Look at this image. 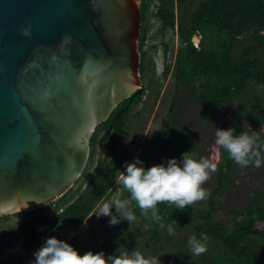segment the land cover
<instances>
[{
  "label": "water",
  "instance_id": "1",
  "mask_svg": "<svg viewBox=\"0 0 264 264\" xmlns=\"http://www.w3.org/2000/svg\"><path fill=\"white\" fill-rule=\"evenodd\" d=\"M141 1L0 0V219L72 189L96 127L141 94Z\"/></svg>",
  "mask_w": 264,
  "mask_h": 264
},
{
  "label": "trees",
  "instance_id": "2",
  "mask_svg": "<svg viewBox=\"0 0 264 264\" xmlns=\"http://www.w3.org/2000/svg\"><path fill=\"white\" fill-rule=\"evenodd\" d=\"M160 3L157 15L161 21L160 34L164 35L167 30L177 27L181 39L174 54V90L185 87L190 92L200 105L198 119L204 127L220 123L224 110L235 105L232 120L225 125L227 129H235L234 135L246 132L247 125H263L264 116L258 114L264 111V0H160ZM193 5L195 9L189 13ZM141 9L143 31L139 50L143 81L147 76L149 60L145 50L149 34L146 0L141 1ZM182 9L184 13L179 16L178 12ZM197 33L202 36L199 49L193 44V37ZM164 47L166 53L169 48L167 45ZM152 48L157 49V45ZM168 72L169 67H166L165 77ZM150 85H153L152 80ZM145 93L146 89H143L140 95L122 103L96 127L91 138L89 164L82 174L88 177V183L82 192H72L70 189L47 207L15 214L22 215L24 221L0 233V264H24L26 261L32 264L34 252L39 247L36 234V224L39 222L79 228L100 201L110 200L116 177L120 172L126 173V162L131 163L139 158L145 168L155 165L150 160L155 146L161 155L158 164H166L172 158L179 161L185 153L191 158L193 147L188 134L184 129L172 126V112L162 120L159 132L150 136L139 156L135 158L132 154H125L115 157L119 142L115 135L125 130L128 115L142 102ZM260 138L264 141V136ZM97 149L99 158L89 174V165L94 161ZM223 155L226 163L216 172V186L206 199L205 206H188L181 211L174 204H158L161 216L159 222L168 227L175 220L177 224L173 225L174 229L194 227L198 238L207 234L208 238L220 242L226 248L221 250L215 246L214 251L201 258L202 264H264V192L259 194L257 191L248 206L230 211L232 229L224 221L215 220V213L222 208L220 197L226 187L234 182L239 168L227 152L224 151ZM122 195L126 199L130 198L125 190ZM130 204L138 217L141 210L135 201ZM50 209L53 211L47 218L45 216ZM60 209L61 212L57 213ZM135 221L131 224L125 221L112 243L126 244ZM256 240L260 241L258 249L254 248ZM15 243L20 245L23 253L7 256L4 248ZM106 245L100 244L92 252H101Z\"/></svg>",
  "mask_w": 264,
  "mask_h": 264
},
{
  "label": "rangeland",
  "instance_id": "3",
  "mask_svg": "<svg viewBox=\"0 0 264 264\" xmlns=\"http://www.w3.org/2000/svg\"><path fill=\"white\" fill-rule=\"evenodd\" d=\"M194 9L195 5L191 6L189 13ZM183 13L184 9L178 12L179 16ZM153 32V36L158 34V28ZM166 42L169 46L174 48V44L171 41ZM176 44L177 43H175V45ZM154 45H157L158 48L153 49L152 46ZM177 46L178 45H176V47ZM162 49L161 38L159 35H156L154 39H151L150 47L147 49L149 53L147 76L142 81L143 89H146L147 92L142 102L128 115L125 130L115 135L119 142L118 145H116L114 155L115 157H121L125 154H132L135 158L139 156L148 144L150 136L159 132L162 120L167 118L169 113L172 112L174 120L172 126L182 128L188 134L193 147L190 152L191 158L197 160L200 158H207L210 155V148L215 140L216 129H227L225 125L232 120V112H234L236 105L224 110L222 114L223 119L220 123L212 127H204L203 123L198 119L200 105L195 102L190 92H188L185 87L175 91L172 78L168 79V81L166 78L163 83L159 81L161 66L158 64L161 62ZM151 80L153 82L152 86L150 85ZM263 114L264 111L259 112L258 115L263 117ZM245 129L248 133L257 132L259 136H264V124L250 127L247 125ZM157 150L155 146L151 153L150 160L152 164H158L161 157ZM223 153L224 150H222L218 169L226 163ZM98 158L99 151L97 149L94 161L89 165V174H91ZM216 172L211 174L210 179L202 185V187L210 193L216 186ZM87 180V176H81L76 185L73 186L72 192H82L88 183ZM257 191H259V194L264 192V162H262L259 169L251 165L247 168L239 167L234 176V182L226 187L220 197L222 208L215 213V220L224 221L229 225V228L232 229L233 224L230 211L236 210L242 206H248L254 200L253 198L256 196ZM121 199L126 198L122 195ZM206 199L190 206L193 208H202L205 206ZM130 207L134 212L131 204ZM52 211L53 210L50 209L45 217L48 218ZM112 212L115 214V209H112ZM109 220L110 217L105 216L97 222H94L91 218L87 219L83 222L84 225L82 227L80 226V229H77L78 231L82 230V233L77 235L69 244L73 246L81 256L88 251H92V249L100 244H107L106 248L101 251L105 256L115 253L117 248L120 247L129 252L133 250L139 251L145 257H159L160 264H190L192 262H194V264H202L201 258L207 253L214 251L215 246L221 250H226L220 242L208 238V251L201 256L191 255L188 240L189 237L192 236L200 239L198 238L197 229L194 227L174 229L175 234L169 235L167 227L161 222L155 221L149 212L146 216L141 213L139 214L133 226L130 228L131 235L126 244H114L112 241L118 237L120 229L126 220H121L115 226H110ZM23 221L24 218L22 215H11L0 219V233ZM161 225H163V227H161ZM259 227L261 229L263 228L262 225ZM259 244L260 241L256 240L254 248L258 249ZM24 264L29 263L26 261Z\"/></svg>",
  "mask_w": 264,
  "mask_h": 264
},
{
  "label": "clouds",
  "instance_id": "4",
  "mask_svg": "<svg viewBox=\"0 0 264 264\" xmlns=\"http://www.w3.org/2000/svg\"><path fill=\"white\" fill-rule=\"evenodd\" d=\"M234 132L235 129L232 128L216 129L215 140L207 158L197 160L185 153L179 161L172 158L166 164H155L149 168H145L139 158L131 163L126 162V173L120 172L117 184L130 194V198L113 196L102 204L96 216L110 217V226L117 225L121 220L131 224L137 218L130 207V202L135 201L141 214L146 216L151 211L152 218L159 222L161 216L158 213V204H174L183 211L188 206L205 200L210 192L202 185L217 171L222 150L239 167L247 168L251 165L259 169L264 162V141H261L257 132H241L239 135H234ZM113 208L115 214L112 212ZM2 210L0 206V212ZM174 224H177L175 220L167 227L169 235L175 234ZM207 241V234H202L200 239L189 237L191 255L205 254L208 251ZM34 256L32 264H160L159 257H145L139 251L129 252L120 247L108 256L103 252L92 251L81 256L73 246L55 237L46 238L45 243L34 252Z\"/></svg>",
  "mask_w": 264,
  "mask_h": 264
},
{
  "label": "built area",
  "instance_id": "5",
  "mask_svg": "<svg viewBox=\"0 0 264 264\" xmlns=\"http://www.w3.org/2000/svg\"><path fill=\"white\" fill-rule=\"evenodd\" d=\"M146 3L148 6L147 21H148V27H149V31H148L149 34H148V44H147L145 50L148 52L147 49L150 47L151 39H154L156 37V35H159L161 38V45L163 47L161 62H160V64H158L161 66L160 73H159V81L161 83H163V81L166 78H167V81L170 78H172L174 81V71H173L174 54H175L176 49H178V47L180 46V43H181V39L178 35L177 27L175 28V30H167L164 35H161L160 34L161 21L157 17V15L159 13L160 4H161L160 0H146ZM156 28H158L159 32H158V34H155L153 36V34H154L153 31ZM201 39H202V36L199 35L198 33L195 34V36L193 37V44L198 49H199ZM166 41H171L174 44V48L169 46ZM175 43H177L176 44V45H178L177 47H176ZM164 45H167L169 48L166 53L164 52V48H165ZM157 48H158V46H157ZM166 67H169V72L165 77L164 71H165ZM146 92H147V90H146ZM118 177H116V184L112 188L114 191H113L110 199L113 196H117V195L119 196V198H121L122 193L124 191L122 186H119L117 184ZM106 201L107 200L100 201L95 206L92 214L88 217V219L92 218V220L94 222L101 220L103 216L97 217L96 214L99 213L100 207ZM61 210L62 209H60L57 213L61 212ZM77 229L78 228L75 229V228L60 226V225H57L53 222L36 224L37 242L39 244L38 249L45 243L46 238H49V237H55L59 240L65 241L69 244L77 235L81 234V232L78 231ZM4 253L7 256H14L17 254H21L23 252L21 251L20 245L18 243H15L11 246L5 247Z\"/></svg>",
  "mask_w": 264,
  "mask_h": 264
},
{
  "label": "crops",
  "instance_id": "6",
  "mask_svg": "<svg viewBox=\"0 0 264 264\" xmlns=\"http://www.w3.org/2000/svg\"><path fill=\"white\" fill-rule=\"evenodd\" d=\"M84 225V223L81 225V227ZM78 229H80V228H78ZM81 233H82V230H79Z\"/></svg>",
  "mask_w": 264,
  "mask_h": 264
}]
</instances>
